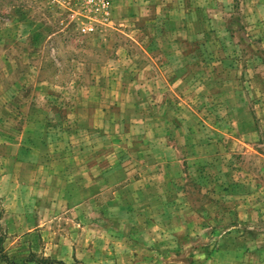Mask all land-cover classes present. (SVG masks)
Returning <instances> with one entry per match:
<instances>
[{
	"label": "rangeland",
	"instance_id": "1",
	"mask_svg": "<svg viewBox=\"0 0 264 264\" xmlns=\"http://www.w3.org/2000/svg\"><path fill=\"white\" fill-rule=\"evenodd\" d=\"M0 264H264V0H0Z\"/></svg>",
	"mask_w": 264,
	"mask_h": 264
}]
</instances>
